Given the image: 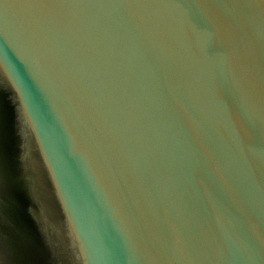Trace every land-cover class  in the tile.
<instances>
[{
    "label": "water",
    "instance_id": "obj_1",
    "mask_svg": "<svg viewBox=\"0 0 264 264\" xmlns=\"http://www.w3.org/2000/svg\"><path fill=\"white\" fill-rule=\"evenodd\" d=\"M0 264H264V0H0Z\"/></svg>",
    "mask_w": 264,
    "mask_h": 264
}]
</instances>
